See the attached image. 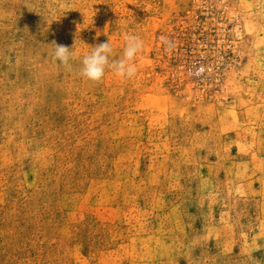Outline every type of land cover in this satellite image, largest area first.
<instances>
[{
	"label": "rangeland",
	"instance_id": "374dc122",
	"mask_svg": "<svg viewBox=\"0 0 264 264\" xmlns=\"http://www.w3.org/2000/svg\"><path fill=\"white\" fill-rule=\"evenodd\" d=\"M0 264H264V0H0Z\"/></svg>",
	"mask_w": 264,
	"mask_h": 264
},
{
	"label": "clouds",
	"instance_id": "9594fccd",
	"mask_svg": "<svg viewBox=\"0 0 264 264\" xmlns=\"http://www.w3.org/2000/svg\"><path fill=\"white\" fill-rule=\"evenodd\" d=\"M97 36H99V33H97ZM124 39L126 43L123 56L111 62L109 56L112 54L113 48L109 40L91 47V52L84 55L82 58V66L79 68V75L95 84L102 82L106 68L113 70L115 74L121 78L131 79L135 77L137 68L134 61L138 53L142 51L144 42L140 36L135 34L126 35ZM52 44L55 45L52 53L53 60L58 61L60 65L65 67L68 71H72L70 60L75 59L73 50L70 51L68 46L56 44L55 41H53Z\"/></svg>",
	"mask_w": 264,
	"mask_h": 264
},
{
	"label": "built area",
	"instance_id": "2783aa9c",
	"mask_svg": "<svg viewBox=\"0 0 264 264\" xmlns=\"http://www.w3.org/2000/svg\"><path fill=\"white\" fill-rule=\"evenodd\" d=\"M190 73L192 76L197 78L198 84L206 83L208 81L209 74L213 73V68L209 65L199 62L196 65V69L194 71H190Z\"/></svg>",
	"mask_w": 264,
	"mask_h": 264
}]
</instances>
